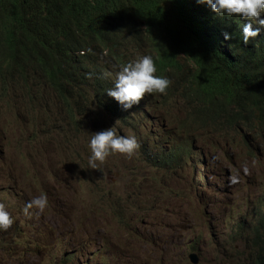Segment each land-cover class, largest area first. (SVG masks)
Wrapping results in <instances>:
<instances>
[{
  "label": "trees",
  "instance_id": "16d2710c",
  "mask_svg": "<svg viewBox=\"0 0 264 264\" xmlns=\"http://www.w3.org/2000/svg\"><path fill=\"white\" fill-rule=\"evenodd\" d=\"M237 18L239 24L244 22ZM237 18L217 16L196 0H0V94L35 103V99H43L38 100L34 87L41 94L49 85L69 111L73 112L74 101L81 104L78 110L93 104L104 115L108 111L122 118L130 129L138 131L144 126L138 135L143 137L139 141L145 165L179 171L197 157L194 150L198 152V142L192 133L196 131L191 128L238 131L248 144L245 130L240 131L243 126H264V106L255 99L264 95V82L259 79L264 60L255 58L264 57V35L244 44ZM222 31H228L231 38L224 41ZM222 42L228 43L235 54L225 52ZM144 54L152 56L161 69L156 68V74L167 76L170 84L163 94L159 93L158 100L154 97L141 107L150 113L138 116L127 113L133 107H112V98L105 91L112 86L119 66ZM17 86L27 94H14ZM235 87L244 94L231 92ZM180 101L187 103L180 104L187 110L183 120L171 113ZM148 114L153 119L143 124ZM150 122L159 138L149 139L148 147L144 140L153 132ZM160 127L174 139L168 140L166 135L163 139ZM246 155L253 159L258 156L250 144ZM190 165L195 168V163ZM163 172L156 173L151 181L157 185L161 180L158 187L169 188ZM181 196L180 192L165 199L173 201ZM117 209L125 227V210L121 206ZM9 212L14 217L11 229L19 213ZM256 216L259 232L255 244L264 242V203ZM150 219L155 224L160 222L155 212ZM19 235L22 237V232ZM237 235L236 231L233 237ZM255 246L259 250L250 244L241 253L234 249L230 261L224 264H264V243ZM20 251L26 253L24 247L17 251L3 248L0 256L18 260ZM0 264L5 263L0 260Z\"/></svg>",
  "mask_w": 264,
  "mask_h": 264
},
{
  "label": "rangeland",
  "instance_id": "374dc122",
  "mask_svg": "<svg viewBox=\"0 0 264 264\" xmlns=\"http://www.w3.org/2000/svg\"><path fill=\"white\" fill-rule=\"evenodd\" d=\"M48 86L46 85L41 94L35 90L37 87H34L33 91L38 100L40 97L43 99L39 101L35 99V103L24 97L19 100L11 98L10 95L4 97L0 94V202H4L13 213L24 214L25 202L33 197L45 195L48 201L43 211L32 209L30 210L32 214L27 216L33 218L35 214L38 215L34 221L36 226H40V234L32 237V233L25 244L18 228H11L6 245L0 249L10 247L17 251L24 247L26 253L20 251L19 256L23 258L29 255L24 262L28 264H89V259L80 257V254L74 252L76 261L70 262V257L66 254L68 248H80L89 238L93 241L91 242L93 246L91 252L94 251L93 264H111L114 250L108 240L121 247L137 250L145 258L142 261L144 264H160L158 259L167 258L169 252L175 255L176 264H192L188 254L190 252L198 254L195 245L191 248L175 247L169 251L164 246L160 247L159 242L155 241L154 248H150L146 255L145 244L132 240L135 232H132L130 227L133 214L130 213L129 208L137 206L136 224L140 225L139 211L143 204L141 200L132 201L130 197L121 194L126 186L125 182L121 181V177L127 170H135L133 172L135 179L143 178L141 189L134 187L135 194L140 198H146L147 193L150 192L146 181L156 185L151 179L159 171H147L140 150L135 151L131 156L112 153L110 155L113 156L105 160L99 170L88 168L87 157L90 154L88 140L91 133L102 130L99 124L103 122L104 113L96 110L93 104L87 109L78 110L81 104L74 101L75 110L73 109L74 119H72L66 103L54 95L53 90ZM19 88L18 86L14 88V94H27V91ZM113 118L116 119L118 116ZM112 123L109 122V125ZM139 131L144 129L141 128L136 132ZM211 131L208 129L206 134L196 132L195 136L198 148L202 147L201 141L204 139L207 141L206 147L203 145L206 155L215 154V164L212 165L213 173L210 177V182L215 187L208 183L206 195L202 197L207 203L213 201L217 206V211L213 214L212 227L207 229L201 227L204 224L202 219H207L208 216L200 217V223H197L198 214L186 195L182 196L188 202L186 209L179 205L178 200L176 202L168 199L160 200L157 208L150 210L149 217L153 212L157 213L159 220L166 219L168 229L172 225H189L194 222V230L207 232L204 236L208 239L204 260L199 261V264H224L230 261L232 249L234 247L241 249L245 242L244 238L240 240L233 237L236 222L244 220L247 226L253 218L259 217L255 212L264 199V139L259 141L262 148L257 146L256 149L258 156L254 159L260 163L257 164L246 155H242L244 152L235 143L220 137V132ZM139 140H143V137ZM222 148L227 149L234 156L231 168L225 164V152ZM201 162L200 158L198 165ZM162 174L170 185L178 183L183 175L172 168L164 170ZM250 174L252 175L249 178L243 179L245 175ZM109 175L112 180L107 179ZM160 182L162 181L157 180V185ZM222 185L227 186L224 189ZM170 188H164V198L173 196ZM212 188L216 190L217 195H210ZM183 189L177 186L175 195ZM106 191L109 193L107 199L98 205L99 194ZM167 204L170 207L166 208ZM118 206L125 210L123 213L124 218L127 219L125 227L120 223ZM144 208L147 213L148 204H144ZM72 224L75 226L70 227ZM22 229L30 230L28 227ZM89 230H91L90 237ZM194 230L191 229L190 233ZM100 235L104 237L101 244L98 239ZM164 239L162 238L161 241L166 245L167 241ZM28 242L31 244L30 248H27ZM98 245L100 247L96 249ZM157 251L162 253L160 252L156 257L154 254ZM81 254L86 256L88 252L83 251ZM127 261L128 259L122 258L120 264H127Z\"/></svg>",
  "mask_w": 264,
  "mask_h": 264
},
{
  "label": "clouds",
  "instance_id": "9594fccd",
  "mask_svg": "<svg viewBox=\"0 0 264 264\" xmlns=\"http://www.w3.org/2000/svg\"><path fill=\"white\" fill-rule=\"evenodd\" d=\"M196 3L206 5L217 16H235L236 18L239 17L240 20H243L244 22L240 26L239 20L237 18L240 31V40L244 44L250 42V38L255 39L260 35H264V15L262 14L264 13V0H196ZM221 35L224 40H228L231 38V34L228 31H222ZM156 71L157 69L152 56L148 54L139 55L136 58L126 61L121 66H119L118 70L114 74V78L112 79V86L109 87L105 91V93L107 96L113 98L122 110H128L133 107L129 112H127L129 114L135 113L136 115L141 116L142 114L150 113L149 111H143L141 107L144 106L149 100L154 98L151 93L155 92L163 94L170 84V80L167 76L157 75ZM105 75L107 76L109 74L106 72ZM103 122H106V125H104ZM103 122L99 124V127H102V130L91 133L88 140V148L90 150V154L87 157V164L88 168L90 169L99 170L104 161L113 156L110 155L112 153H121L131 156L135 153V151H141V145H139L140 141L136 138L137 136H139L138 132H136L134 129L126 127L123 124L122 118L118 117L114 119L113 115H111L107 111L104 115ZM109 122L113 123L109 125ZM249 136L252 138L250 140V145L254 146L255 151L257 149V146H259L261 149L262 145L256 141V134L252 131H249ZM201 146L202 147L198 150L202 155L201 160H205V165L197 167L199 159L191 160V164L195 163L194 169L191 165H189L188 168L185 167L184 169H181L179 172L183 173V175L178 183H173L170 185L168 181L166 182L171 187L170 193L172 195H175V188L177 186L179 188H184L183 190L186 197L190 199V201L194 205L195 212L198 214V217L196 218L197 223H200V217L208 216L207 219H202L204 224L201 226L207 229L212 227V223L214 221L213 214L217 211V206L213 201L207 203L202 197L203 195H206V191L209 185L208 183L212 184V182H210V177L213 173L212 165L215 164V154L211 153L210 155H206L204 150L205 148L203 147L202 143ZM201 151L203 153H201ZM211 156L214 158H212ZM164 170L166 169L155 167V165H147V171ZM134 171L135 170H127L121 177V181H124L126 184L125 189L121 194L123 196L130 197L132 201L135 199L141 200L143 204L142 209L139 211L141 215L139 226L136 224L137 212H134V207L129 208L130 213L133 214V217L130 220L131 228L133 230L132 232H138L137 237H144L143 239H146L148 243H154L155 241L159 242L160 247L164 246V248L169 251H172V249H174L175 247L191 248L192 245H195L197 247L198 260L202 262L205 257L204 250L207 247L206 243L208 240L205 238L204 234H207V232L202 233L195 231L194 222L189 223V225H172L169 228L170 233L164 239L167 241V244L163 245V241H161V234L165 232L166 223L160 220V224H155V222L150 219L149 213L151 209L155 210L157 208V204L160 202V200H165L164 188L158 187V185H151L146 181L147 189L150 188V192L147 193L146 198H140L135 194L136 192L134 191V187L137 188L139 186H142L143 178L136 180L133 174ZM119 172L122 171L119 170ZM226 172L227 170H225V173ZM251 175L252 174L245 175L243 179H247ZM107 179L112 180V178H110V175L107 176ZM194 179H198V185H196ZM226 186L227 185H222L221 187L225 189ZM214 187L215 185H213V188ZM213 188L210 195H217L216 190H214ZM220 191L224 192L223 190ZM178 202L182 208L186 209L188 207L186 198H182L178 200ZM212 202L214 203V205L211 204ZM47 203L48 201L45 195L35 196L31 200L25 202L23 208L24 214L19 213V215L16 216V223L14 224V226L15 229L18 228L17 230H19V233L22 232V238L25 240V244L26 240L28 239V237H31L32 233V237L40 234V226H36V223L34 221L38 217V215L35 214L33 218L27 217L32 214L30 210L35 209L37 211H43ZM263 203L264 199L261 200V203L258 206L255 214L258 213ZM144 204H148L149 209L147 213L145 211ZM167 207H170V205L167 204L166 208ZM198 207H200L201 209H198ZM204 207L205 209H203ZM254 220L255 219H252L247 226H245L244 220H238L236 222L235 233L236 231L238 232V238H245L248 236L250 232L249 227L252 225V223H254ZM13 223L14 217L10 214L8 206L4 202H0V248L6 245L8 235L10 233L8 228H10ZM26 227H28L30 230L22 229ZM139 228H141V231H139ZM191 229L194 230L193 233H190ZM178 230H180V232ZM146 234H150V238H145ZM88 235L90 237L91 230H89ZM98 239L99 243L101 244V241L102 239H104V237L100 235L98 236ZM186 240H188V242H186ZM91 242L93 241L87 238L82 243V246L80 248H68L66 250V254L70 257L69 261H76L73 256L74 252L80 254V257L89 259V264H93L92 256L94 254V251L91 252V249L93 248V246H91ZM107 242L110 243L111 247L114 250V254L111 258V264H120L122 258L128 259L127 264H144L142 263V261H144L145 258L137 250L121 247L119 245H116L111 240H108ZM99 247L100 245H98L96 249H99ZM70 249L73 250L70 251ZM83 251L88 252V255H82L81 253ZM160 252L157 251L154 255L157 257L160 255ZM167 256V258H159V263L176 264L175 255L172 252H169ZM28 257L29 255H26L23 258H18V260H10L8 256L4 255L0 256V260L5 264H16L17 261H20V264H22Z\"/></svg>",
  "mask_w": 264,
  "mask_h": 264
},
{
  "label": "bare ground",
  "instance_id": "6f19581e",
  "mask_svg": "<svg viewBox=\"0 0 264 264\" xmlns=\"http://www.w3.org/2000/svg\"><path fill=\"white\" fill-rule=\"evenodd\" d=\"M189 2V1H188ZM263 15H264V13H262ZM261 14V15H262ZM263 40H264V38H263ZM225 41V40H224ZM222 47H223V49H224V51L225 52H229V53H232V54H235L234 53V51L231 49V47L229 46V44L228 43H224V42H222ZM115 51H116V49H115ZM255 58L256 59H263L264 60V57H259V56H255ZM261 66V65H260ZM156 68H159L158 66L156 67ZM168 68H166V69H164V70H167ZM159 70H161L160 68H159ZM262 70H264V66H261V71H260V75H259V79L261 80V81H263L264 82V78H263V76H262ZM231 92H236V93H238V94H244L243 93V91L240 89V88H238V87H235V90H233V91H231ZM157 100H158V98H159V93H155V92H153V93H151ZM255 99H257L258 101H259V103L261 104V105H263L264 106V95H257L256 96V98ZM254 99V100H255ZM111 102H112V107H114V106H117V102L112 98V100H111ZM182 102L184 103V104H187L186 102H184V101H180L173 109H172V111L173 112H171L172 114H174V115H176L177 116V118L179 119V120H183V119H185V118H187V110L182 106V105H180V104H182ZM160 108V107H159ZM144 111H148L146 108L144 109ZM70 112V118H72V119H74V116H73V112L72 111H69ZM162 113V112H161ZM153 119V117L150 115V114H148V117L147 118H145L144 120H143V124H145V123H147V122H149V121H151ZM152 124H153V122H150V125H151V130L153 131V132H151L152 134L153 133H156L155 132V128L152 126ZM174 127H176V126H174ZM143 129L145 130V128H144V126H143ZM178 130H180V128H177ZM191 129H193L194 131H196V132H199V133H201V134H206L207 133V130L208 129H211L212 131L211 132H215V131H213V129H212V127H209V128H206V129H203V128H191ZM245 130V131H244ZM240 131H244V134H245V136H246V138H247V142H248V144H251V142H250V140L252 139L250 136H249V131H252V132H254L255 134H256V136H257V142H259L260 140H262V139H264V126L263 125H261V126H259L258 128H254V129H249L246 125L245 126H243V128L240 130ZM196 132H192L194 135H196ZM160 135H161V137L164 139V136H165V133H164V129H162L161 130V127H160ZM219 136L220 137H224L225 138V141H230V142H233V143H235V145L237 146V147H239V148H241V150L244 152L242 155H246V147H247V145L248 144H246L245 142H246V140L245 141H243V139H242V137L240 136V133L238 132V131H230V132H225V133H221L220 132V134H219ZM149 139H150V137L148 136L147 138H146V141L144 140V143H147V145H148V147L150 146V143H149ZM201 143H202V145H204V147H206V145H207V141H205L204 139L201 141ZM139 145H141L140 143H139ZM254 145H256V144H254ZM217 146L218 147H221L220 145H218L217 144ZM141 147V146H140ZM223 150H224V152H225V164H226V166L228 167V168H231L232 166H233V159H234V156L227 150V149H225V148H222ZM218 150V149H217ZM157 153V152H156ZM195 154H197V155H195ZM199 152H196L195 150H194V155H195V157H196V159H199L200 160V157H199ZM247 156V155H246ZM248 157V156H247ZM237 158V157H236ZM248 158H250L251 160H252V162H256L257 164H260L258 161H256L255 159H253V158H251V157H248ZM152 182V181H151ZM195 183H196V185H198V179L195 181ZM181 193H182V196H184L185 195V192H184V190H182L181 191ZM107 196L108 195H106V193H103V194H99V197H98V199H97V203H98V205H100V204H102L103 203V201L107 198ZM182 196L181 197H179V198H177V199H175V200H173V201H171V202H176L177 200H180L181 198H182ZM131 218V217H130ZM253 219H255V218H253ZM257 219V218H256ZM256 219L254 220V223H252V225L249 227V230H250V232H249V234H248V236L247 237H245L244 238V244H243V246H242V248L241 249H237V248H233L232 249V251L235 249V250H237L238 252H244L247 248H248V244H250L251 245V247L252 248H254L255 250H259V248L258 247H256L255 245H258V246H261L262 245V243H264V242H261V241H259L257 244H255L254 242H253V240H254V238H255V235H256V233H257V231L259 232V226H258V220L256 221ZM96 220V219H95ZM157 221H159L158 219H157ZM159 224H160V222H159ZM73 226H75V225H70V227H73ZM139 226V225H138ZM130 227H131V224H130ZM121 229V228H120ZM121 231H122V229H121ZM139 231H141V230H139ZM170 232H169V229H168V227H167V225H165V232H164V236H162L161 235V240H162V238H166V236L169 234ZM138 236V232H135L134 234H133V237H132V240L133 241H138V242H140V243H143V244H145V250H146V255H147V253H148V251L150 250V248H152L154 245H155V242L154 243H148L147 241H146V239H143L144 237H137ZM143 236V235H142ZM145 238H150V234H146V237ZM234 239H240L241 240V238H238V236L236 237V238H234ZM231 251V252H232ZM188 259H189V261L192 263V264H199V260H198V257H197V253L196 252H190L189 254H188Z\"/></svg>",
  "mask_w": 264,
  "mask_h": 264
},
{
  "label": "water",
  "instance_id": "95a60500",
  "mask_svg": "<svg viewBox=\"0 0 264 264\" xmlns=\"http://www.w3.org/2000/svg\"><path fill=\"white\" fill-rule=\"evenodd\" d=\"M240 26H241V24H240ZM263 38H264V36H263ZM175 134V133H174ZM166 136L168 135V134H165ZM176 135V134H175ZM149 136V135H148ZM137 138V140H139L140 139V136H137L136 137ZM159 138V136H158V134H151L150 135V139H158ZM167 139L168 140H173L174 139V135H169V136H167ZM197 151L199 152V150L197 149ZM200 153V152H199ZM212 157V156H211ZM212 158H214V157H212ZM201 161H203V162H201V163H199V165H198V167H201L202 165H205V160L204 159H202ZM206 163H207V161H206ZM219 164V163H218ZM217 166H219V165H217ZM172 169H174V168H172ZM175 171H177L176 169H174ZM180 171V170H179ZM92 172V171H91ZM141 187L142 186H139V187H137L136 189H141Z\"/></svg>",
  "mask_w": 264,
  "mask_h": 264
}]
</instances>
